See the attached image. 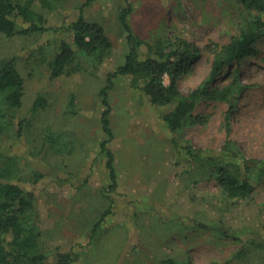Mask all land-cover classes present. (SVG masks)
Listing matches in <instances>:
<instances>
[{
  "label": "rangeland",
  "instance_id": "obj_1",
  "mask_svg": "<svg viewBox=\"0 0 264 264\" xmlns=\"http://www.w3.org/2000/svg\"><path fill=\"white\" fill-rule=\"evenodd\" d=\"M55 3L57 11L49 13V27L73 21L86 3L84 17L104 28L112 48L101 63L79 57L75 69L51 78L50 63L64 31L0 39V61L14 58L23 79L19 116L28 120L21 136L10 132L0 137V152L14 160L12 180L36 193L41 242L50 254L48 264L54 262L56 251L71 249L80 256L76 264H264V251L259 248L249 249L242 260L229 261L241 243L213 230L169 223L179 217L216 222L230 233H245L244 240L253 237L264 243V178L258 183L253 180L255 190L249 201L221 213L213 210L214 180H200V174H194L192 180L198 182L187 185L183 181L187 161L178 158L158 110L131 90L126 77L116 79L108 93L113 136L108 148L117 175V186L110 196L115 205L90 240L89 229L107 208L103 193L107 194L109 185L105 157L99 149L104 139L99 91L127 52L125 34L117 20L125 1ZM130 3V24L143 39H149V32L161 31L185 37L202 48L208 41L228 43L237 30L236 6L229 0ZM255 48L256 57L230 66L214 85H225L234 70L240 71L245 89L231 113L230 139L247 158L264 160V36ZM211 59L204 55L179 78L182 93L195 89L206 78ZM164 83L169 84L167 76ZM37 98L42 105L32 114ZM227 110L226 103H199L183 128L187 145L217 152L226 138ZM47 132L54 138L51 148L43 147ZM34 172L41 176L35 183Z\"/></svg>",
  "mask_w": 264,
  "mask_h": 264
},
{
  "label": "trees",
  "instance_id": "obj_2",
  "mask_svg": "<svg viewBox=\"0 0 264 264\" xmlns=\"http://www.w3.org/2000/svg\"><path fill=\"white\" fill-rule=\"evenodd\" d=\"M124 1V5L119 8L117 20L125 34L127 52L123 63L106 77L105 86L99 91L103 106L100 125L104 135L99 149L105 157L109 185L105 190L107 194L103 193L107 208L89 229L91 241L106 217L113 213L115 205L110 196L117 186V175L114 156L108 148L113 137L109 123L111 106L108 93L112 90L114 81L120 77H126L131 90L142 95L150 106L158 110L178 158L187 161L188 169L181 175L183 181L187 185L198 182L199 180H192L194 174H200V180H214L216 195L210 203L213 210L221 213L233 205L249 201L255 190L253 180L258 183L264 178V160L247 158L230 139L231 113L245 89L240 71L234 70L225 85H214L217 78L230 66L257 56L255 43L264 36V0H229L236 6L237 30L228 43L220 45L208 41L202 48L185 37L169 36L161 31L149 32V39H143L130 24L132 4L130 0ZM85 6L86 3L79 7V13L73 21L51 28L47 22L49 13L57 11L55 0H0V39L19 34L64 31V37L50 63L51 78H58L68 74L70 69H75L79 57L101 63L109 54L112 44L100 24L86 20L83 14ZM204 55L212 57L208 75L195 89L182 93L178 87L179 78L186 75ZM15 61L14 58L0 61V137L10 132L21 136L28 123V120L19 116L23 79ZM165 76L169 78L168 85L164 83ZM203 101L228 105L224 118L226 138L217 152L194 149L182 137L183 128L191 119L192 112ZM41 105L42 100L37 98L31 113H36ZM53 141L52 133L47 132L43 147L51 148ZM2 160L6 162L2 163ZM13 169L14 160L6 158L0 152V264H48L50 254L41 242L43 233L37 216L36 193L23 189L12 180ZM34 174L35 183L41 176L39 172ZM179 219L169 223L213 230L223 237L241 243L229 261L242 260L252 247L264 251L263 242L253 237L244 240L245 233H230L221 224L215 225L216 222L182 217ZM79 257L78 252L73 249L56 251L52 264H76Z\"/></svg>",
  "mask_w": 264,
  "mask_h": 264
}]
</instances>
